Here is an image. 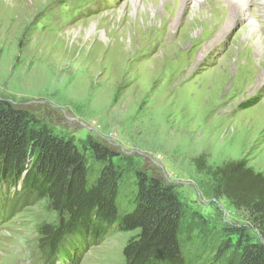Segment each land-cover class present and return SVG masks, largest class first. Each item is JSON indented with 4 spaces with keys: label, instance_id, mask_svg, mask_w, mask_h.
<instances>
[{
    "label": "rangeland",
    "instance_id": "1",
    "mask_svg": "<svg viewBox=\"0 0 264 264\" xmlns=\"http://www.w3.org/2000/svg\"><path fill=\"white\" fill-rule=\"evenodd\" d=\"M168 1L0 0V101L73 142L90 182L102 165L83 144L114 152L123 208L135 195L136 171L174 187L186 210L184 255L221 264L237 256L234 247L225 251L237 231L253 243L258 236L245 212L210 195L193 162L241 160L264 175V27L252 30L264 24V0L250 3L248 17L206 0L221 19L207 27L210 9L195 15L201 2L170 14ZM6 202L0 192V264H124L132 234L111 229L98 243L70 242L50 257L38 230L57 215L45 201L4 215Z\"/></svg>",
    "mask_w": 264,
    "mask_h": 264
},
{
    "label": "trees",
    "instance_id": "2",
    "mask_svg": "<svg viewBox=\"0 0 264 264\" xmlns=\"http://www.w3.org/2000/svg\"><path fill=\"white\" fill-rule=\"evenodd\" d=\"M39 124L27 112L0 101V192L6 191L7 200L4 215L45 201L58 221L39 228L41 250L53 257L70 242L98 243L114 229L133 235L122 249L124 264H192L179 240L186 210L174 187L136 171L135 195L123 208V172L113 162L117 155L87 140L84 147L102 165L90 182L86 156L73 142L53 136ZM193 164L210 180V195L245 212L248 229L258 236L253 243L245 230L237 231L233 246H225V251L234 247L237 256L224 257L221 264H264V175L241 160L212 168L199 157Z\"/></svg>",
    "mask_w": 264,
    "mask_h": 264
},
{
    "label": "bare ground",
    "instance_id": "3",
    "mask_svg": "<svg viewBox=\"0 0 264 264\" xmlns=\"http://www.w3.org/2000/svg\"><path fill=\"white\" fill-rule=\"evenodd\" d=\"M178 0H171L169 3H167L166 5H165V8H166V10L170 13V14H172V13H174V11H176L177 9H178V5L180 4L181 6H180V8L183 10V9H185L186 10V5L187 4H193V8H194V6H195V4H198V3H202V5H201V7H200V9H199V11H197L196 13H195V15L196 16H200V17H202V16H204V15H206V13H207V11L209 12V14H210V20L208 21V22H205L204 24H205V26L207 27V26H210L212 23H218V22H221V19H217V18H215V17H213V15H212V13L214 12H212L211 10H213V6L212 7H208V6H206V0H203V2H202V0H181L180 2L178 1ZM190 1V2H189ZM215 1H222V2H224L226 5H227V7L229 8V10H230V13H232V14H235V13H241L244 17H248L250 14V3L252 2V1H254V0H215ZM210 3H214V1H210ZM262 3V2H261ZM252 4V3H251ZM213 5H215V4H213ZM225 5V6H226ZM252 6V5H251ZM164 8V9H165ZM193 8H192V12H193ZM253 10V9H252ZM184 11V10H183ZM166 12V11H165ZM216 13V12H215ZM221 13V12H220ZM253 13V12H252ZM222 14V13H221ZM191 20V19H190ZM255 23V22H254ZM264 27V24H259L257 21H256V23L255 24H253V26H252V30H254V31H256L257 33H259L260 32V27ZM259 35V34H258ZM259 37H261V35H259ZM259 49L260 50H262V51H264V41L262 40V38L260 39V41H259ZM264 61V59L263 60H261L260 62H263ZM262 65V64H261ZM263 66V65H262Z\"/></svg>",
    "mask_w": 264,
    "mask_h": 264
}]
</instances>
